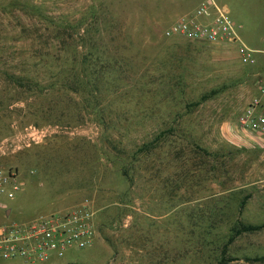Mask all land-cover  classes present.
<instances>
[{
  "label": "rangeland",
  "instance_id": "1",
  "mask_svg": "<svg viewBox=\"0 0 264 264\" xmlns=\"http://www.w3.org/2000/svg\"><path fill=\"white\" fill-rule=\"evenodd\" d=\"M13 1L35 10L25 14ZM202 1L0 0V167L16 169L21 181L15 197L0 202L11 210L8 220L25 222L86 201L97 232L90 247L35 264H264V228L224 247L238 222L264 225V143L237 123L264 85V0H213L255 51L253 64L240 61L239 43L164 37ZM81 52L88 69L99 58L111 63L103 72L120 77L118 92L103 93L107 132L75 95L27 97L5 79L52 76ZM162 73L174 86L166 99L156 79ZM216 87L225 88L188 107ZM172 123L180 133L166 135L147 164L127 167L130 185L121 172L130 153ZM178 135L218 155L209 159L211 172L187 164L180 188L165 155Z\"/></svg>",
  "mask_w": 264,
  "mask_h": 264
},
{
  "label": "built area",
  "instance_id": "2",
  "mask_svg": "<svg viewBox=\"0 0 264 264\" xmlns=\"http://www.w3.org/2000/svg\"><path fill=\"white\" fill-rule=\"evenodd\" d=\"M163 35L167 39L183 38L211 45L234 44L243 64L255 63V51L240 42L228 9L213 0H204L192 11L185 12L170 23ZM260 97L253 98L238 117L244 131L264 135V85L258 86ZM21 181L16 169L0 167V196L13 199ZM7 206L0 202L1 210ZM4 216V214H3ZM92 212L88 203L66 210L19 222H0V261L20 260L27 264L43 263L53 256L62 257L67 250L90 247L96 237Z\"/></svg>",
  "mask_w": 264,
  "mask_h": 264
},
{
  "label": "trees",
  "instance_id": "3",
  "mask_svg": "<svg viewBox=\"0 0 264 264\" xmlns=\"http://www.w3.org/2000/svg\"><path fill=\"white\" fill-rule=\"evenodd\" d=\"M13 7H18L25 14L33 12L35 9L31 5L20 3L19 1H13L11 4ZM93 16V13H92ZM62 32L65 31L64 27H61ZM73 38V36H71ZM73 42H76L73 39ZM79 43L81 48L84 45ZM62 45H65L64 41H61ZM88 55L81 53L72 54L71 58H67L63 62V66L66 69H62L52 76H42L37 74H24V75H15L12 73H6L5 79L10 83L16 92L25 94L27 97H39L45 96L49 93L56 92L67 96V94L75 95L77 103L81 106L83 113L96 116V122L99 126L102 127L103 132H107L109 128H113V125L105 121V113L109 106L104 102V92H108L110 89L112 93L119 91L120 77L113 76L108 74V72H103L102 68L111 66V63L106 62L102 59H97L93 66H98L96 69H88ZM44 65H48L45 63ZM145 78H151L149 76ZM157 83L161 86L162 89V99L170 98L173 91L171 83L172 78L167 74H159L157 77ZM174 80V79H173ZM176 86L179 84V81H176ZM144 85V84H143ZM225 87H216L210 89L208 92L202 94L198 101L189 103L188 107L199 106L207 101L214 99L218 96ZM144 93H147L143 91ZM175 123V121H174ZM172 123L168 128L158 131L155 135L149 138L147 141H143L136 146V150L131 152V158L124 163V167L121 172L123 176L128 179L130 185L134 183L133 175L129 172L127 168L129 165H132L135 162H138V165L147 164L151 157L153 156V150L157 148V144L161 141H165L167 138L166 135H172L180 133V129H177V125ZM180 136V137H179ZM169 148L166 151V158L169 155H172V162L176 163V170L173 175L176 177L177 188H180L184 181L186 180L187 172L186 165L192 163V166L201 173L202 171H212L213 167L208 164L210 160L216 159L218 155L214 152L208 151L206 148H203L196 144L193 141H189L186 137L178 135L177 139L171 141ZM210 159V160H209ZM163 163V161H162ZM195 170V171H196ZM264 228V225H252V224H242L238 222L231 229V236L228 238L224 247L229 245L233 238L243 234V233H255ZM259 259H252V261H258ZM223 263V262H222Z\"/></svg>",
  "mask_w": 264,
  "mask_h": 264
},
{
  "label": "crops",
  "instance_id": "4",
  "mask_svg": "<svg viewBox=\"0 0 264 264\" xmlns=\"http://www.w3.org/2000/svg\"><path fill=\"white\" fill-rule=\"evenodd\" d=\"M250 133L253 134L254 136H256V138H258V140H255V138H254V139L250 138V140H251L252 142H260V143H264V135H263V136H259V135H257V134L252 133V132H250ZM6 210H9V211H10L9 214H11V210H10L8 207H7ZM5 212H6V211H5Z\"/></svg>",
  "mask_w": 264,
  "mask_h": 264
},
{
  "label": "water",
  "instance_id": "5",
  "mask_svg": "<svg viewBox=\"0 0 264 264\" xmlns=\"http://www.w3.org/2000/svg\"><path fill=\"white\" fill-rule=\"evenodd\" d=\"M9 213H10V211L6 210V212H5L6 217H8Z\"/></svg>",
  "mask_w": 264,
  "mask_h": 264
}]
</instances>
